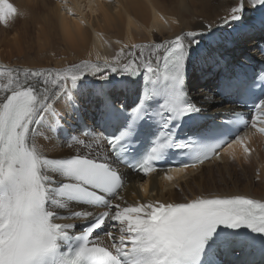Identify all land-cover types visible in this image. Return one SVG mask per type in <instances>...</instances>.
Returning a JSON list of instances; mask_svg holds the SVG:
<instances>
[{
    "label": "snow or ice",
    "instance_id": "snow-or-ice-1",
    "mask_svg": "<svg viewBox=\"0 0 264 264\" xmlns=\"http://www.w3.org/2000/svg\"><path fill=\"white\" fill-rule=\"evenodd\" d=\"M248 4L264 10V0H235L217 23L246 30ZM17 15L9 0H0V24ZM205 34L215 39L213 24L126 45L103 63L0 67V264H228L224 257L256 250L264 256L262 200L200 194L129 202L124 195L132 174L143 180L162 164L182 173L219 159L225 144L232 147L223 139L229 124L264 135V68L251 76L236 71L203 46ZM190 65L205 75L204 66L217 70L214 90L226 101L246 104L255 96L249 109L255 115L244 120L227 109L224 123L209 117L203 103L211 96L198 102L188 88ZM79 97L93 110V127L73 135L62 127L63 113L80 117ZM53 131L69 149L57 157L40 142ZM234 139L243 144L238 132ZM243 152L247 159L251 149ZM139 188L149 191L146 183Z\"/></svg>",
    "mask_w": 264,
    "mask_h": 264
},
{
    "label": "bare ground",
    "instance_id": "bare-ground-1",
    "mask_svg": "<svg viewBox=\"0 0 264 264\" xmlns=\"http://www.w3.org/2000/svg\"><path fill=\"white\" fill-rule=\"evenodd\" d=\"M9 2L18 9V15L7 26L0 24V67L62 68L82 60L103 63L111 61L126 45L131 47L171 39L181 30H199L201 25L209 23L213 24L215 39L210 41L205 34L203 46L211 45L212 50L236 71L248 74L256 61H264V30H261L260 23L264 19V10L248 4L243 22L249 27L242 32L234 31L235 24L217 23L230 14L235 0ZM204 69L208 71L207 75L199 65L189 66L188 88L198 102L203 101L205 96H211L203 107L207 113L221 119L223 110L236 108L232 101L216 95L214 81L217 70L207 69V66ZM88 80L92 81L93 77L89 75ZM198 83L203 85L200 89L196 88ZM78 100L87 106L86 98L79 97ZM252 132L255 131L242 129L239 137L243 138V144L235 143V135L230 140L231 148L226 144L220 151L219 159L201 167L186 169L182 173L175 170L153 173L143 180L132 174L124 195L129 202L153 198L178 202L200 194H240L264 201V136L258 133L251 135ZM75 134L79 135L78 130ZM51 135L50 141H40L48 149H54L47 151V155L57 157L69 151L62 136H57L55 131ZM244 146L251 149L247 159ZM241 170L249 172L250 176L244 178L239 174ZM121 171L125 169L121 167ZM167 174H172L174 179L166 180ZM243 179H246L245 182ZM141 183L148 185L147 193L139 188ZM248 264H264V256L249 259Z\"/></svg>",
    "mask_w": 264,
    "mask_h": 264
},
{
    "label": "rangeland",
    "instance_id": "rangeland-1",
    "mask_svg": "<svg viewBox=\"0 0 264 264\" xmlns=\"http://www.w3.org/2000/svg\"><path fill=\"white\" fill-rule=\"evenodd\" d=\"M203 85L202 84H200V83H198L197 85H196V88H201ZM220 165H221V163H219ZM219 164H218V167H219ZM213 170H217V167H213L212 168ZM240 171V170H239ZM205 174H207V172H208V170L207 169H205ZM203 172V173H204ZM239 174H241V175H243L244 176V178H248L249 176H250V173L249 172H247V173H245V172H243L242 170H241V173L239 172ZM240 177V176H239ZM246 180V179H245ZM245 180L243 179V182H245ZM254 180V179H253ZM230 181H233V180H230ZM242 183V182H241ZM231 185V184H230Z\"/></svg>",
    "mask_w": 264,
    "mask_h": 264
}]
</instances>
